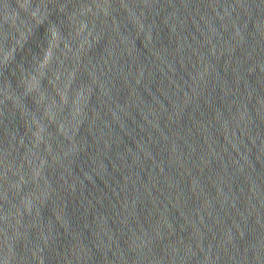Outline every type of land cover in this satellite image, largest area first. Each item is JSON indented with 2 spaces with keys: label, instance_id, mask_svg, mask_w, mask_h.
Returning a JSON list of instances; mask_svg holds the SVG:
<instances>
[{
  "label": "water",
  "instance_id": "water-1",
  "mask_svg": "<svg viewBox=\"0 0 264 264\" xmlns=\"http://www.w3.org/2000/svg\"><path fill=\"white\" fill-rule=\"evenodd\" d=\"M0 264H264V0H0Z\"/></svg>",
  "mask_w": 264,
  "mask_h": 264
}]
</instances>
